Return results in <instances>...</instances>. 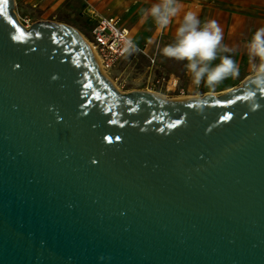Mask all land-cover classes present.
<instances>
[{"label": "water", "instance_id": "1", "mask_svg": "<svg viewBox=\"0 0 264 264\" xmlns=\"http://www.w3.org/2000/svg\"><path fill=\"white\" fill-rule=\"evenodd\" d=\"M0 0V264H264V89L119 94L73 30Z\"/></svg>", "mask_w": 264, "mask_h": 264}, {"label": "rangeland", "instance_id": "2", "mask_svg": "<svg viewBox=\"0 0 264 264\" xmlns=\"http://www.w3.org/2000/svg\"><path fill=\"white\" fill-rule=\"evenodd\" d=\"M15 7L13 10L17 22L26 30L33 24L39 22H48L60 24L73 30L88 43L90 40V29L93 22L87 17L89 8L92 7L99 16L119 18L121 28L131 31L138 48L148 45V54L156 55L158 71L155 77L148 78L146 70V59L138 55L135 58L131 56L128 60L118 63L116 70L108 75L110 80L115 83L117 92L121 95H127L136 92L148 93L160 97L166 101L175 100L166 91V81L170 76L177 79L179 85L185 90L188 98L201 99L205 96L218 97L230 87H240L241 83L250 77L251 68L249 65L241 66L240 75L237 78H226L209 90L203 84L196 87L192 84L190 75L186 71L185 61H177L164 57L160 49L165 45L171 44L175 40V29L179 26L183 14L179 13L173 18L172 23L163 31L159 30L153 20L149 17L146 21L142 19L141 9L150 7L151 3L158 0H14ZM136 2V4L134 3ZM254 1V5L259 4ZM210 16H199L203 22L212 19ZM75 21L77 26H72L71 22ZM226 55V53H222ZM219 60L213 61V64ZM246 71V72H245ZM124 73V75H120ZM247 75L244 80H241ZM120 78V79H119ZM119 79V80H117ZM151 80L152 83H151ZM158 82V83H157Z\"/></svg>", "mask_w": 264, "mask_h": 264}, {"label": "clouds", "instance_id": "3", "mask_svg": "<svg viewBox=\"0 0 264 264\" xmlns=\"http://www.w3.org/2000/svg\"><path fill=\"white\" fill-rule=\"evenodd\" d=\"M179 0H158L150 7L141 9L142 19L149 17L157 28L163 31L174 17L181 12ZM222 29L215 20L201 22L198 16L191 11L185 12L175 29V40L160 49L166 58L185 61L186 71L190 75L193 85L202 84L212 90L226 78H237L240 75L239 65L231 55L232 48L222 43ZM250 61V84L246 95L253 99L259 89H264V27L256 29L244 44ZM135 46L131 40L124 41L122 51L130 53ZM219 60L213 64V61Z\"/></svg>", "mask_w": 264, "mask_h": 264}, {"label": "crops", "instance_id": "4", "mask_svg": "<svg viewBox=\"0 0 264 264\" xmlns=\"http://www.w3.org/2000/svg\"><path fill=\"white\" fill-rule=\"evenodd\" d=\"M254 1L260 3L254 5ZM151 4L153 3L149 1L150 6ZM179 4L182 6L181 14L191 11L198 18L212 15L210 20H215L222 29V43L233 49L226 55L232 56L239 65V69L241 66L249 65L250 61L244 44L256 29L264 27V0H179ZM246 76L244 75L241 80L247 78Z\"/></svg>", "mask_w": 264, "mask_h": 264}, {"label": "built area", "instance_id": "5", "mask_svg": "<svg viewBox=\"0 0 264 264\" xmlns=\"http://www.w3.org/2000/svg\"><path fill=\"white\" fill-rule=\"evenodd\" d=\"M87 17L93 22L90 29L91 42L89 44L93 46L101 72L103 71L107 75H110L116 70L118 63L128 60L131 56L135 58L136 56L141 55L147 61L146 70L148 71L149 80L150 78L154 79L155 73L158 71L157 58L154 54H148V45L145 44L143 48H138L131 32L120 27V21L118 18H103L99 16L92 7L89 8V14ZM125 40H131L135 46L134 50L130 53H124L122 51ZM120 75L122 76L124 73H120ZM152 81L153 80H151V83ZM165 84L166 91L175 100L188 98L185 90L179 85L177 79L170 76Z\"/></svg>", "mask_w": 264, "mask_h": 264}, {"label": "bare ground", "instance_id": "6", "mask_svg": "<svg viewBox=\"0 0 264 264\" xmlns=\"http://www.w3.org/2000/svg\"><path fill=\"white\" fill-rule=\"evenodd\" d=\"M80 36V35H79ZM81 37V36H80ZM82 38V37H81ZM83 39V38H82ZM84 40V39H83ZM84 42L87 44V46L89 47V49L91 50V52L93 53V55L95 56V53H94V49H93V46H91L87 41H85L84 40ZM95 58H96V56H95ZM97 59V58H96ZM101 74L105 77V78H107L110 82H111V80H110V77L105 73V72H101ZM112 83V86L116 89V91H117V88H116V86H115V83L114 82H111ZM233 88H229V89H226L224 92H221L220 94H225L226 92H229L230 90H232ZM148 94H152L153 95V93L152 92H150V91H148Z\"/></svg>", "mask_w": 264, "mask_h": 264}, {"label": "trees", "instance_id": "7", "mask_svg": "<svg viewBox=\"0 0 264 264\" xmlns=\"http://www.w3.org/2000/svg\"><path fill=\"white\" fill-rule=\"evenodd\" d=\"M72 26L76 27L77 26V23L75 21H72L71 22Z\"/></svg>", "mask_w": 264, "mask_h": 264}, {"label": "snow or ice", "instance_id": "8", "mask_svg": "<svg viewBox=\"0 0 264 264\" xmlns=\"http://www.w3.org/2000/svg\"><path fill=\"white\" fill-rule=\"evenodd\" d=\"M4 2L6 3V2H7V0H4ZM0 11H2V9H0Z\"/></svg>", "mask_w": 264, "mask_h": 264}]
</instances>
